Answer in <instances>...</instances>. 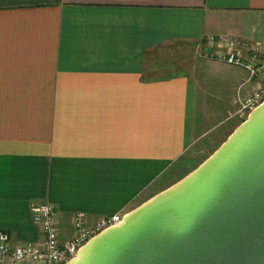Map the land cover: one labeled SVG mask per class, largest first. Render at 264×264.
<instances>
[{
	"label": "crops",
	"instance_id": "0c3cea01",
	"mask_svg": "<svg viewBox=\"0 0 264 264\" xmlns=\"http://www.w3.org/2000/svg\"><path fill=\"white\" fill-rule=\"evenodd\" d=\"M221 37L264 52V0H0V230L12 245L43 242L34 204L55 207L65 242L77 213L126 215L195 170L187 151L223 140L234 101L256 88L210 59Z\"/></svg>",
	"mask_w": 264,
	"mask_h": 264
},
{
	"label": "water",
	"instance_id": "95a60500",
	"mask_svg": "<svg viewBox=\"0 0 264 264\" xmlns=\"http://www.w3.org/2000/svg\"><path fill=\"white\" fill-rule=\"evenodd\" d=\"M65 264H264V103L195 170Z\"/></svg>",
	"mask_w": 264,
	"mask_h": 264
},
{
	"label": "built area",
	"instance_id": "2783aa9c",
	"mask_svg": "<svg viewBox=\"0 0 264 264\" xmlns=\"http://www.w3.org/2000/svg\"><path fill=\"white\" fill-rule=\"evenodd\" d=\"M220 43L225 51L212 54L219 60L243 67L251 78L256 79V88L248 95L238 97L236 115L247 119L249 115L264 103V52L234 38H210ZM33 221L39 225L44 235L41 244L25 243L12 245L10 235L0 230V264H65L75 258L80 249L93 237L121 223L124 214L100 218L91 222L85 213L79 212L74 219L75 234L68 241H61L55 222V207L48 203L31 206Z\"/></svg>",
	"mask_w": 264,
	"mask_h": 264
},
{
	"label": "rangeland",
	"instance_id": "374dc122",
	"mask_svg": "<svg viewBox=\"0 0 264 264\" xmlns=\"http://www.w3.org/2000/svg\"><path fill=\"white\" fill-rule=\"evenodd\" d=\"M210 59H217L215 56H210ZM222 61V60H221ZM225 62V61H223ZM227 63V62H225ZM229 64V63H228ZM236 110L233 113H228L225 122L229 123L231 128L229 131L226 132L224 135V139H218V141L214 142L212 140V144H214V147H205V146H199L200 143L196 144L195 147L189 149L187 151V157L185 158L186 161V170L190 169H196L203 161H205L209 156H211L219 147L220 145L232 134V132L245 120L238 118V116L235 114ZM204 145V144H203Z\"/></svg>",
	"mask_w": 264,
	"mask_h": 264
}]
</instances>
